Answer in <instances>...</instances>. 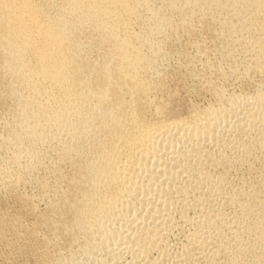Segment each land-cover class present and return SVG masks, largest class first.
I'll use <instances>...</instances> for the list:
<instances>
[{"label": "bare ground", "instance_id": "6f19581e", "mask_svg": "<svg viewBox=\"0 0 264 264\" xmlns=\"http://www.w3.org/2000/svg\"><path fill=\"white\" fill-rule=\"evenodd\" d=\"M0 264H264V0H0Z\"/></svg>", "mask_w": 264, "mask_h": 264}]
</instances>
